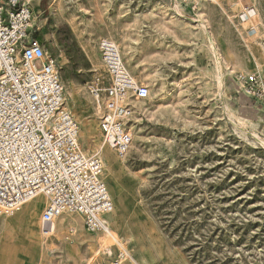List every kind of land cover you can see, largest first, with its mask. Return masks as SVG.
I'll list each match as a JSON object with an SVG mask.
<instances>
[{
  "label": "rangeland",
  "instance_id": "1",
  "mask_svg": "<svg viewBox=\"0 0 264 264\" xmlns=\"http://www.w3.org/2000/svg\"><path fill=\"white\" fill-rule=\"evenodd\" d=\"M50 2L40 15L30 5L33 35L60 66L79 138L76 108L92 119L94 138L79 143L112 158L102 179L115 239L68 214L45 236L38 198L0 212V264H110L124 249L123 264H264V108L242 81L264 80V0H76L75 14L59 3L54 15ZM102 38L149 90L124 159L103 143L87 92Z\"/></svg>",
  "mask_w": 264,
  "mask_h": 264
},
{
  "label": "built area",
  "instance_id": "2",
  "mask_svg": "<svg viewBox=\"0 0 264 264\" xmlns=\"http://www.w3.org/2000/svg\"><path fill=\"white\" fill-rule=\"evenodd\" d=\"M38 17L26 0H0V212L13 215L42 196L45 236L63 214L78 216L89 233H104L114 206L102 163L79 143V125L64 107L60 66L33 35ZM97 49L101 68L87 92L99 108L103 143L124 159L133 141L134 104L149 90L129 74L114 42L102 38ZM242 81L244 94L264 108V80L248 74ZM128 254L119 250L110 264H123Z\"/></svg>",
  "mask_w": 264,
  "mask_h": 264
},
{
  "label": "bare ground",
  "instance_id": "3",
  "mask_svg": "<svg viewBox=\"0 0 264 264\" xmlns=\"http://www.w3.org/2000/svg\"><path fill=\"white\" fill-rule=\"evenodd\" d=\"M27 2H29V4L31 5V4H34V5H36L37 4V2H38V0H26ZM76 0H51V2H50V5H49V10H50V13L52 14V15H54L55 13H56V11H55V9H56V7H57V5L59 4V3H64L66 6L65 7H67V10H69V11H71L73 14H75L76 12H77V8H76V2H75ZM66 10V9H65ZM210 43V45H211V48H212V51H213V54L214 55H216V49H215V47H214V44H213V42L212 41H210L209 42ZM217 57V56H216ZM219 64V63H218ZM219 67V66H218ZM218 67H217V69H218ZM77 110H78V112H79V116H78V121H80V124H81V128H82V134H81V136H80V138L82 137V139H84V141L87 143V144H89V142L94 138V126H93V122H92V119L90 118V117H88L87 115H86V112H85V109H83L82 107H77L76 108ZM98 110V109H97ZM249 124V123H248ZM255 135V134H254ZM80 138L78 137V139H79V141H80ZM91 149H94V147H88V148H86L85 150L87 151V150H90V152L89 153H91V152H94V150H91ZM88 152V151H87ZM109 152H107L106 154H108ZM106 154H104L103 152L101 153L100 152V156H99V158H100V160H101V163H102V168L104 169V172L105 173H108V167L111 165V163H112V158L111 157H109V156H107ZM39 198V200H40V198L41 199H43L44 200V203H45V198L44 197H38ZM38 198H36V199H38ZM36 199H34V200H36ZM33 201V200H32ZM31 202V201H30ZM29 203V202H28ZM61 217V216H60ZM59 217V218H60ZM58 218V219H59ZM58 219H56L55 221H57ZM105 222H106V224L108 225V222L106 221V219H105ZM30 233L31 234H33L32 233V231L30 230ZM115 236V235H114ZM102 237H105V238H107V239H109V240H111V241H113V239H115L114 237H113V233L111 232V230L110 229H108L106 232H104V234L102 235ZM106 239V240H107ZM119 239V238H118ZM108 240V241H109ZM108 241H105V243H104V245L108 242ZM98 242V241H97ZM118 243V242H117ZM119 244V243H118ZM99 246V245H98ZM106 246V245H105ZM119 246H122V245H120L119 244ZM136 264V263H135Z\"/></svg>",
  "mask_w": 264,
  "mask_h": 264
},
{
  "label": "crops",
  "instance_id": "4",
  "mask_svg": "<svg viewBox=\"0 0 264 264\" xmlns=\"http://www.w3.org/2000/svg\"><path fill=\"white\" fill-rule=\"evenodd\" d=\"M42 2V0H38L37 4L35 5V8L37 9V12L39 15L42 14L43 12H45V10L41 11V7H40V3ZM33 7V6H32ZM34 10V8H33ZM35 13V14H36ZM109 217V216H108ZM107 221V218H106ZM119 246V245H118ZM120 247V246H119ZM123 247V246H122ZM109 251V250H108Z\"/></svg>",
  "mask_w": 264,
  "mask_h": 264
}]
</instances>
